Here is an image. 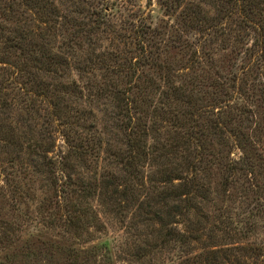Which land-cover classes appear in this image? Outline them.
I'll use <instances>...</instances> for the list:
<instances>
[{
  "label": "trees",
  "instance_id": "1",
  "mask_svg": "<svg viewBox=\"0 0 264 264\" xmlns=\"http://www.w3.org/2000/svg\"><path fill=\"white\" fill-rule=\"evenodd\" d=\"M159 1L175 18L169 39L145 21L114 23L115 0H0V196L24 204L22 179L41 178L37 213L61 230L31 244L48 264H98L86 245L101 216L135 208L184 249L170 264H249L247 247L191 256L202 224L186 223L213 183L258 195L264 215V0ZM90 164L93 176L78 172ZM18 231L0 218V255Z\"/></svg>",
  "mask_w": 264,
  "mask_h": 264
},
{
  "label": "rangeland",
  "instance_id": "2",
  "mask_svg": "<svg viewBox=\"0 0 264 264\" xmlns=\"http://www.w3.org/2000/svg\"><path fill=\"white\" fill-rule=\"evenodd\" d=\"M113 21L121 25L124 21H145L153 28L162 29L165 38L169 39L172 27L176 25L175 18L168 14L159 0H115ZM209 10H214L207 6ZM197 34L191 33L190 38L196 39ZM253 39H249L246 48L252 45ZM258 78L260 75L256 74ZM251 81L252 78L250 77ZM97 118L101 117L95 111ZM19 116H15L17 119ZM68 146L61 135H57L56 156L67 152ZM258 151L264 156V143L258 146ZM77 162V161H75ZM102 166V164H99ZM89 170L79 168L78 172L86 177L93 176L96 165L90 164ZM2 176L0 187L3 186ZM25 193L28 198L24 204L14 202L9 196H0V218L4 222L16 223L20 231L14 236L16 243L3 251L0 257L6 255L19 258L18 264H48L45 259L48 252L39 254L35 244L50 242L57 239L55 235L61 233L60 229H52L49 226L50 219L38 215L40 201L44 198L45 185L40 177L29 176L22 179ZM213 183L215 190L209 200H198L201 211L195 210L186 224L194 225L201 222L200 229L195 231L199 241L190 244L186 252L191 256L199 255L206 249L242 248L241 254L251 256L249 264H264V215L260 213L258 195L253 192L249 197H241L237 191L224 194ZM258 190V188H254ZM143 213L137 208L128 213V216L102 215L103 228L97 232L94 242L86 245V248H96L97 263L103 264L108 258L113 264H170L171 259L181 253L182 248L173 249L163 243V222L161 220L152 223H144L139 219ZM43 218V219H42ZM125 219V220H124ZM182 220V219H181ZM197 225V224H196ZM183 229L184 227H179ZM95 233V229H92ZM34 245L33 247L31 246ZM41 247V246H40ZM250 248V249H249ZM152 250L154 256L141 261H134L137 254L142 251ZM32 253V254H29ZM261 254V255H260ZM135 256V257H134Z\"/></svg>",
  "mask_w": 264,
  "mask_h": 264
}]
</instances>
